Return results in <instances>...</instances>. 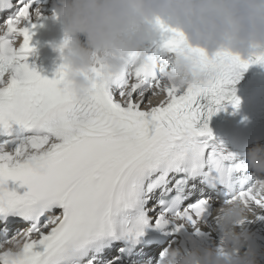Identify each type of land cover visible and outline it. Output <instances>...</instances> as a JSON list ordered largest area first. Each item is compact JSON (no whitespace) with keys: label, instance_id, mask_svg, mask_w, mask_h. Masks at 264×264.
Returning <instances> with one entry per match:
<instances>
[{"label":"snow or ice","instance_id":"1","mask_svg":"<svg viewBox=\"0 0 264 264\" xmlns=\"http://www.w3.org/2000/svg\"><path fill=\"white\" fill-rule=\"evenodd\" d=\"M34 3L0 0V13L17 9L0 26V264H162L172 242L146 230L196 229L211 189L231 187L241 166L209 122L226 104L239 109L235 84L264 52L210 56L157 20L143 62L120 77L98 63L79 102L62 67L48 79L28 63ZM181 61L193 81L182 90L168 85ZM236 199L264 214V179Z\"/></svg>","mask_w":264,"mask_h":264},{"label":"clouds","instance_id":"2","mask_svg":"<svg viewBox=\"0 0 264 264\" xmlns=\"http://www.w3.org/2000/svg\"><path fill=\"white\" fill-rule=\"evenodd\" d=\"M55 17L63 26L64 39L52 47L62 61L64 87L79 102L92 94L89 76L98 63L111 77H120L143 62L146 46L156 41L157 20L181 31L189 45L210 56L228 51L248 59L264 52V0H56ZM192 82L184 61L169 73V86L182 90ZM246 160L253 174L264 177V146L251 148ZM258 214L238 199L214 207L219 247L201 250L193 244L191 251H184L171 245L162 264H259L246 231ZM204 227L198 222L194 231Z\"/></svg>","mask_w":264,"mask_h":264},{"label":"bare ground","instance_id":"3","mask_svg":"<svg viewBox=\"0 0 264 264\" xmlns=\"http://www.w3.org/2000/svg\"><path fill=\"white\" fill-rule=\"evenodd\" d=\"M47 8H44L40 10V15L45 16L47 15ZM150 45V44H149ZM149 45L146 47L148 48ZM264 78V65L259 64H252L246 72L242 74V77L239 79L238 83L235 84V92L236 97L239 99L243 95L247 94L251 90H253L255 87H257L260 83L261 89L259 92V95L257 97V114H256V124L257 126H261L264 124V82H262ZM231 104H226L225 109L231 108ZM264 136V134H263ZM262 136L259 137V139L255 140L246 150V156L247 152L257 146L261 145L264 146V139H261ZM247 162V160H246ZM261 179H264V177H260ZM254 222L246 225V230H248L253 236L258 237L260 239V246H259V264H264V255L261 254L262 251H264V233H260L259 230H264V214H258L255 217H253ZM203 234L205 235V239H208L212 245H216L219 247L220 244V236L219 231L217 228L216 223L209 222L205 227L202 229ZM198 237V240L200 243L205 246V248H208L210 246L205 245L202 235L196 234ZM196 246V245H195ZM204 248V249H205ZM203 250V249H202ZM150 255H155V248L150 250Z\"/></svg>","mask_w":264,"mask_h":264},{"label":"rangeland","instance_id":"4","mask_svg":"<svg viewBox=\"0 0 264 264\" xmlns=\"http://www.w3.org/2000/svg\"><path fill=\"white\" fill-rule=\"evenodd\" d=\"M259 231H260V233H264V230H259ZM261 254L264 255V251H262ZM259 263H261V262H259ZM262 263H264V262H262Z\"/></svg>","mask_w":264,"mask_h":264}]
</instances>
